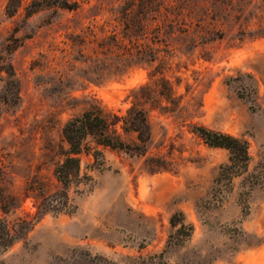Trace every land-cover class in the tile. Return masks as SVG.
<instances>
[{
	"label": "rangeland",
	"instance_id": "rangeland-1",
	"mask_svg": "<svg viewBox=\"0 0 264 264\" xmlns=\"http://www.w3.org/2000/svg\"><path fill=\"white\" fill-rule=\"evenodd\" d=\"M8 2L0 0V264H139L173 236L184 243L168 248L167 263L264 264V0H139L176 18L162 29L172 49L103 82L90 80L89 50L72 35L108 16L95 18L99 0L77 10L13 0L12 15ZM134 87L152 123L146 153L133 132H123L130 147L83 151L68 205L44 210V194L62 186L55 168L67 119L92 98L124 113ZM194 124L247 139L248 165L228 170L230 150L206 143ZM175 214L194 224L191 236L170 227Z\"/></svg>",
	"mask_w": 264,
	"mask_h": 264
},
{
	"label": "trees",
	"instance_id": "trees-1",
	"mask_svg": "<svg viewBox=\"0 0 264 264\" xmlns=\"http://www.w3.org/2000/svg\"><path fill=\"white\" fill-rule=\"evenodd\" d=\"M91 0H38L32 4L36 9L40 5L47 7L68 8L77 10L82 8L84 2ZM114 0L111 5H104L102 0L92 5L99 8L98 13L107 12L108 16L102 23L97 19L91 22L82 32L72 33L74 43H78L83 49H88L86 56L91 66V81L103 82L113 78L124 76L132 68L139 65L140 60H155L162 58L161 51H168L169 42L162 36L164 25L176 24V18L170 13H162L158 8H152L149 2L141 6L139 0ZM20 3L13 6V0L8 2L9 14H14ZM35 11V9H33ZM167 23V24H166ZM181 31L184 29L178 28ZM171 32L173 31L170 30ZM146 38L145 47L142 46L140 38ZM155 43L156 46L151 45ZM164 46H160V43ZM13 73V72H9ZM162 79H166L162 75ZM138 87L132 88L129 96L132 97V104L126 112H118L108 107L96 98H92L88 106L79 113L71 116L63 126V135L68 142V148L62 153L64 159L58 163L55 173L62 186L55 192L44 194L46 200L44 210L49 207H64L69 203L68 187L73 178L80 175L82 158L80 154L87 151L98 157L102 152L101 146L124 148L130 147L123 137V132L135 134L134 147L139 152L146 153L147 144L152 137V123L148 110L139 105ZM193 131L206 143L214 146L226 147L230 150L232 164L227 168L233 169L236 165L247 166L251 158L249 153V141L229 132L217 130L204 124H194ZM130 145V146H129ZM161 158L158 157L157 160ZM152 170L166 168L162 163L152 164ZM177 231L188 229L190 236L194 231V224L186 222L184 218L173 215L170 218V227H177ZM7 235L14 239V235L8 231ZM184 239L181 236H173L168 239L166 247L161 252L150 254L148 257L140 256L139 264H172L163 259L168 248L181 246ZM181 264V263H179ZM182 264H214L213 260L208 263L188 261Z\"/></svg>",
	"mask_w": 264,
	"mask_h": 264
}]
</instances>
